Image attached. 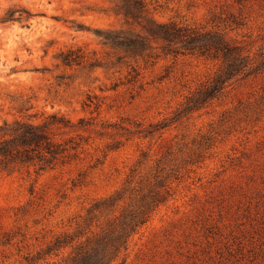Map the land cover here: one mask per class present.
Segmentation results:
<instances>
[{"label":"rangeland","instance_id":"1","mask_svg":"<svg viewBox=\"0 0 264 264\" xmlns=\"http://www.w3.org/2000/svg\"><path fill=\"white\" fill-rule=\"evenodd\" d=\"M144 2L157 22L223 30L255 61L264 58V0ZM112 7L0 0V125L57 114L72 125L60 137L78 143L66 163L37 175L0 172V264L67 261L107 221L84 223L87 209L131 170L135 190L163 179L168 193L112 264H264V72L181 113L218 62H117L96 36L122 26ZM228 15L240 23L233 31ZM68 51L79 63L62 64ZM157 124L165 127L146 135Z\"/></svg>","mask_w":264,"mask_h":264},{"label":"trees","instance_id":"2","mask_svg":"<svg viewBox=\"0 0 264 264\" xmlns=\"http://www.w3.org/2000/svg\"><path fill=\"white\" fill-rule=\"evenodd\" d=\"M110 1L113 13L122 18V26L117 30L96 31V36L115 52L117 62L124 61L130 67V61L147 62L161 55L173 58L191 55L218 62L211 79L185 99L181 113L204 108L232 82L264 72V58L255 61L240 42L223 30H207L173 21L157 22L150 15L144 0ZM242 1L234 0L237 4ZM223 22L229 31L240 25L232 15H228ZM75 53L68 51L61 54L62 64L79 63V56H74ZM131 71L134 72L133 67ZM71 127L57 114L49 115L39 124L23 120L3 122L0 125V172L9 175L32 169L37 175L66 163L70 152L78 147L72 139L60 137L62 129ZM164 127L162 124L154 125V129L147 131L146 135ZM133 172L131 170L120 189L93 202L87 209L84 223L100 218L107 221L98 233L79 243L71 257L61 264H112L126 250L131 236L165 201L168 190L163 179H158L153 186L146 185L147 192L142 193L144 188L141 185L135 190ZM156 178L158 175L153 180ZM137 191L138 194H134ZM61 244L56 239L55 246L60 247Z\"/></svg>","mask_w":264,"mask_h":264}]
</instances>
